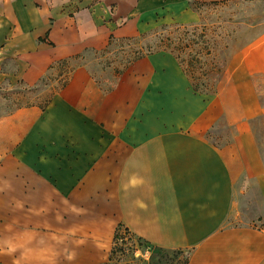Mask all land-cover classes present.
I'll return each instance as SVG.
<instances>
[{
	"label": "crops",
	"instance_id": "obj_1",
	"mask_svg": "<svg viewBox=\"0 0 264 264\" xmlns=\"http://www.w3.org/2000/svg\"><path fill=\"white\" fill-rule=\"evenodd\" d=\"M220 1L0 0V87L47 96L0 116V264L105 262L118 224L187 264H264V36L216 93L140 45ZM221 116L223 149L204 137ZM242 195L256 219L232 220Z\"/></svg>",
	"mask_w": 264,
	"mask_h": 264
},
{
	"label": "rangeland",
	"instance_id": "obj_2",
	"mask_svg": "<svg viewBox=\"0 0 264 264\" xmlns=\"http://www.w3.org/2000/svg\"><path fill=\"white\" fill-rule=\"evenodd\" d=\"M199 20L194 24L162 26L140 45L147 51H171L181 64L194 89L216 93L224 85L227 68L234 53L260 36H264V0H225L196 5ZM139 43V42H138ZM43 85H39L41 89ZM37 89V88H36ZM0 87V116L30 102L41 103L47 96H33L35 90ZM261 101L264 104V85ZM254 137L264 155V113L251 122ZM235 127L221 116L204 137L219 149L231 143ZM232 220L256 219L260 211L257 199L238 196ZM261 218H257L260 220ZM117 248L110 264H185L184 250L162 248L120 229ZM103 263V262H102Z\"/></svg>",
	"mask_w": 264,
	"mask_h": 264
},
{
	"label": "trees",
	"instance_id": "obj_3",
	"mask_svg": "<svg viewBox=\"0 0 264 264\" xmlns=\"http://www.w3.org/2000/svg\"><path fill=\"white\" fill-rule=\"evenodd\" d=\"M121 227H123L125 230L129 231L126 227H124L122 224H118L115 228V231H114V235H113V241H112V246L109 250V253H108V257H107V260L103 263H99V264H110L111 261L113 260V255H114V252L116 251V242L118 240V238H121L120 236V229ZM139 238V237H138ZM141 239V238H140ZM144 241V240H143ZM145 243H147L146 241H144ZM187 264V258H186V263Z\"/></svg>",
	"mask_w": 264,
	"mask_h": 264
}]
</instances>
